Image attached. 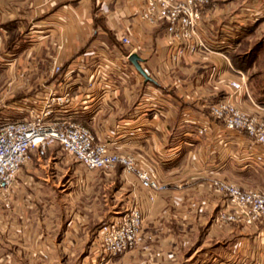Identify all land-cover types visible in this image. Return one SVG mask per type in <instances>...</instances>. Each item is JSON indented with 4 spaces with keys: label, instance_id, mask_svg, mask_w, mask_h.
Listing matches in <instances>:
<instances>
[{
    "label": "crops",
    "instance_id": "crops-1",
    "mask_svg": "<svg viewBox=\"0 0 264 264\" xmlns=\"http://www.w3.org/2000/svg\"><path fill=\"white\" fill-rule=\"evenodd\" d=\"M145 2L0 0V61L8 63L0 66L9 78L0 101L68 89L74 99L67 117L132 156L160 185L143 187L120 165L88 170L54 144L33 149L0 192V264H264V220L214 219L224 199L211 179L264 192V163L247 155L239 133L207 114L235 75L227 48L173 57L177 45L164 41L163 23L140 15ZM263 2L209 0L200 16L203 37L227 46L235 29L236 46L244 31L264 26L256 13ZM130 52L150 79L127 59ZM237 103L256 111L244 97ZM198 118L209 123L202 134ZM117 204L139 208L141 230L131 249L100 257L97 230Z\"/></svg>",
    "mask_w": 264,
    "mask_h": 264
},
{
    "label": "built area",
    "instance_id": "built-area-1",
    "mask_svg": "<svg viewBox=\"0 0 264 264\" xmlns=\"http://www.w3.org/2000/svg\"><path fill=\"white\" fill-rule=\"evenodd\" d=\"M209 0H146L140 15L150 22H162L164 41L176 43L173 57L185 53L199 56L210 51L217 52L203 37L201 11ZM123 43H129V36H120ZM221 55L227 60L224 53ZM56 72L59 65L53 66ZM228 91L224 97L208 105L207 114L213 120L221 121L224 128L234 130L245 140L250 151L247 155L264 163V104L254 102L244 73L235 69V75L227 81ZM109 82L104 81V87ZM248 99L256 111L248 112L238 99ZM73 94L67 89H49L31 96L25 95L7 106L16 115L0 120V192L11 185L17 170L28 157L29 150L42 153L53 143L65 151L73 160L86 169H109L120 165L124 172L133 174L139 184L151 190L160 187L151 171L135 165L132 156L111 148L107 141L96 139L95 134L84 124L67 117L65 112L72 106ZM196 131H207L209 123L197 119ZM212 190L223 197L215 213L220 224L240 221L252 225L264 220V192L257 188L243 187L225 178L211 179ZM142 216L135 205L122 216L110 218L97 230L95 248L103 255L115 256L134 247L140 230Z\"/></svg>",
    "mask_w": 264,
    "mask_h": 264
},
{
    "label": "rangeland",
    "instance_id": "rangeland-1",
    "mask_svg": "<svg viewBox=\"0 0 264 264\" xmlns=\"http://www.w3.org/2000/svg\"><path fill=\"white\" fill-rule=\"evenodd\" d=\"M259 8L260 10L264 9V2L261 3V6ZM256 13H258V16H261L264 14V10L260 12L258 11ZM230 32L232 36L229 37L227 46H221L220 43L217 42L215 44L212 41L213 45L216 46L217 48L215 49L218 50L227 48L231 65L235 69H239L244 73L245 83L247 85L251 97L254 100L256 99L257 101H259L261 104H264V26L260 24L258 27L251 29L250 31H244L242 35V40L236 46L234 44L236 30L230 29ZM0 64L8 63L6 61H0ZM1 68L2 66H0V100L2 97L1 92L3 90V83L6 79L9 80L8 75L6 74L7 72L1 71ZM15 94L16 95H14V97H24L26 95V92H18ZM3 99H5L3 103L0 101V120H2L3 117L6 116H14L12 114L14 110L5 106V104H7L6 102L8 99ZM53 144L59 147L57 143ZM30 151L32 150H29L28 157L24 163H26L29 159ZM24 163H22L21 165H23ZM127 209H124V207L118 206L117 204L114 218L117 219L122 216ZM98 254L100 255V257H107L106 255H103L100 252H98Z\"/></svg>",
    "mask_w": 264,
    "mask_h": 264
},
{
    "label": "water",
    "instance_id": "water-1",
    "mask_svg": "<svg viewBox=\"0 0 264 264\" xmlns=\"http://www.w3.org/2000/svg\"><path fill=\"white\" fill-rule=\"evenodd\" d=\"M127 59L144 76V78L150 79V77L145 73V71L143 70V68L140 66V64H139L140 57L135 52L128 53Z\"/></svg>",
    "mask_w": 264,
    "mask_h": 264
}]
</instances>
